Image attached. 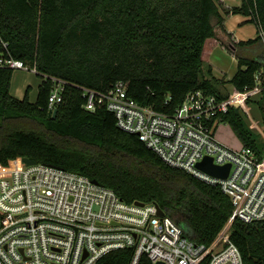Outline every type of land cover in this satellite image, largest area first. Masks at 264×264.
<instances>
[{
    "label": "trees",
    "instance_id": "16d2710c",
    "mask_svg": "<svg viewBox=\"0 0 264 264\" xmlns=\"http://www.w3.org/2000/svg\"><path fill=\"white\" fill-rule=\"evenodd\" d=\"M241 2L222 12L221 0H0V55L36 63L42 79L35 101L30 86L18 98L11 93L14 69L0 67V163L29 157L79 171L126 201L156 202L185 235L210 244L233 213L231 198L220 186L167 164L121 129L109 110H86L81 87L108 90L123 81L129 96L168 113L198 89L223 97L204 74L203 53L217 26L226 31L230 12L249 16L258 34L238 41L229 33L236 50L216 40L238 60L228 83L235 90L254 86L264 59L239 49L264 38V0ZM45 75L67 81L55 117L49 112L53 81ZM263 101L264 90L260 107ZM223 121L244 146L264 154L239 107ZM231 239L246 263L264 264V220L236 219ZM131 257L130 249L116 250L98 264H129ZM142 264L152 263L144 256Z\"/></svg>",
    "mask_w": 264,
    "mask_h": 264
},
{
    "label": "built area",
    "instance_id": "2783aa9c",
    "mask_svg": "<svg viewBox=\"0 0 264 264\" xmlns=\"http://www.w3.org/2000/svg\"><path fill=\"white\" fill-rule=\"evenodd\" d=\"M0 67L38 73L36 63L12 55H0ZM45 78L53 81V112L64 100L67 81ZM255 81L223 97L192 91L173 113L132 98L123 81L108 90L81 87L86 110H109L121 129L136 134L167 164L220 186L231 198L233 213L210 244L185 235L170 216L159 214L156 202H129L79 171L18 157L0 163V264H98L121 249L132 251L129 264H142L144 256L152 264H248L231 239V227L236 219L264 220V154L223 142L217 125L231 107L245 109L254 122L247 108L264 90L263 70ZM206 157L217 166L229 164L228 176L201 170Z\"/></svg>",
    "mask_w": 264,
    "mask_h": 264
},
{
    "label": "rangeland",
    "instance_id": "374dc122",
    "mask_svg": "<svg viewBox=\"0 0 264 264\" xmlns=\"http://www.w3.org/2000/svg\"><path fill=\"white\" fill-rule=\"evenodd\" d=\"M246 28L252 29L253 26H247ZM216 30L218 31V34L220 33V35H222L221 40L222 41L223 39L225 40V37H223L224 33L221 32L222 28L220 26H217ZM248 34L249 37L252 36L250 33ZM248 50L249 49L243 48L242 55L249 57L251 54L248 53ZM215 57H217L218 59H220V61L223 62V64L225 65L224 68L228 72V75H231L232 71L236 72L235 71L237 70V61L235 59L236 56L232 57L230 56V54H227L224 51H222L221 53L219 52L215 53ZM213 72H214L213 70L210 71V67L204 65V74L212 80L214 78V82L218 84L217 86H219L221 93L225 95L231 94L234 90L233 86L229 85L228 81L224 78L218 79L217 77H214ZM41 82H42L41 77L37 75L35 72L25 69H14L12 82H11V93L18 98H23L26 89L28 88V86H30L31 87L30 98L32 101H35L39 91V85L41 84ZM260 96L261 94L254 96V99H256V101L254 100L250 101L248 103V108H247L255 123L251 121L249 115L247 114V112H245V109L242 108L241 112L250 130L255 133L257 137L256 142H258V144L262 147L264 153V101L262 103L263 106H261L262 107L261 108L260 103L258 102V98ZM217 136L219 137L220 140H222L223 142L227 143L228 145L234 148L243 145L240 138L233 130L232 126L225 121H220L218 123Z\"/></svg>",
    "mask_w": 264,
    "mask_h": 264
},
{
    "label": "crops",
    "instance_id": "0c3cea01",
    "mask_svg": "<svg viewBox=\"0 0 264 264\" xmlns=\"http://www.w3.org/2000/svg\"><path fill=\"white\" fill-rule=\"evenodd\" d=\"M221 2H222V6H221L222 12H224L223 11L224 9L228 10L230 8H233L234 6H240L242 3L241 0H221ZM248 19L249 16L239 12L238 13L230 12L225 15L224 25L227 32L224 31L223 29L221 30V32L224 33L223 37H225V40L223 39V41H225L232 50L233 49L236 50L237 48L235 46V43L231 39L229 33L234 34L235 38L238 41L239 40L247 41L257 36L258 34L257 25L247 22ZM247 26H253V28L252 29L246 28ZM248 33H250L252 36L249 37ZM221 38L222 35H220V33L218 34V31L216 30V36L208 39L203 53L204 65H207V67H210V69L212 68V70L214 71L213 72L214 77H217L218 79L224 78L227 81H229L238 70V60L237 58H235L237 61V70H235L236 72L232 71L231 75H228V72L224 68L225 65L223 64L222 61H220V59L215 57V53L217 52L221 53L222 51H224L225 53L230 54V56L232 57L235 56L231 54L228 50H226L220 43H217L216 40H221ZM244 48L249 49L248 53L251 54L249 57L264 59V38ZM239 51L240 53H242L243 48H240ZM228 84L231 85L230 83Z\"/></svg>",
    "mask_w": 264,
    "mask_h": 264
},
{
    "label": "water",
    "instance_id": "95a60500",
    "mask_svg": "<svg viewBox=\"0 0 264 264\" xmlns=\"http://www.w3.org/2000/svg\"><path fill=\"white\" fill-rule=\"evenodd\" d=\"M238 106V105H237ZM58 112V109H54L53 112L50 111V114L52 113V116L55 117L56 114ZM24 161L28 164H33L36 162L35 159L29 158V157H24ZM198 167L203 170L206 171L207 173L215 176V177H219V178H226L229 174V169H230V165H225V166H217L215 164H213V160L210 157H206L203 161H201L198 164ZM96 183L98 182L97 180H94ZM139 203H143L141 201H138ZM158 209H159V214L164 215L165 211L160 207V205H158Z\"/></svg>",
    "mask_w": 264,
    "mask_h": 264
}]
</instances>
